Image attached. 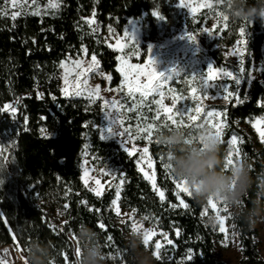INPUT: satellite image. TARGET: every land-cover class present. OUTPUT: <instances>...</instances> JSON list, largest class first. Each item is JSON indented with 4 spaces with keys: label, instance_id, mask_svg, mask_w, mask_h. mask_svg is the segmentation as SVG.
<instances>
[{
    "label": "trees",
    "instance_id": "1",
    "mask_svg": "<svg viewBox=\"0 0 264 264\" xmlns=\"http://www.w3.org/2000/svg\"><path fill=\"white\" fill-rule=\"evenodd\" d=\"M177 4L178 0H61L59 8L46 15L12 19L0 12V132L7 123L15 127L13 145L0 152V224L6 223L25 256L26 244L40 239L51 245L49 264H74L75 249L68 234L76 237L78 226L87 224L100 234L107 264H129L124 235L131 229L122 226L111 209L116 197L114 188L97 196L82 182V155L87 145L94 165L113 167L124 174L121 208L135 209L146 225H155L172 241L163 248L161 260L152 257L154 264H225L216 251V243L223 236L205 215L208 203L205 206L192 195L181 193L178 197L176 184L164 167V146L158 142L157 133L175 126L160 112L157 96L145 99L123 93L119 116L138 143L148 142L164 200L138 170L135 156L116 141L100 138L101 103L66 98L60 92V63L83 53L88 58L95 55L110 75L109 87L118 88L119 53L106 44V29L111 27L121 34L131 20L144 17L147 42L171 37L182 25ZM153 10L159 11L161 26ZM257 20L229 19L230 35L225 45H234L243 27L248 53L261 70L249 84L244 81L236 87L230 83V91L239 100L232 98L218 107L224 120L221 156L225 159L229 140L236 135L240 160H247L250 166L249 187L231 215L240 245L238 264H264L259 232L254 227L256 216L250 214L259 207L264 191V142L249 123L264 116V33ZM142 49L139 63L144 62L146 45ZM212 56L217 65H223L217 52ZM16 100L18 114L12 120L3 109ZM182 119L181 127L192 129V124ZM148 124L155 125L150 140L145 138ZM192 136L196 138L195 133ZM60 219L65 220L62 227L56 225ZM100 223L104 229L98 226ZM0 238L7 242L2 227ZM141 249L151 253L152 245L147 247L143 242Z\"/></svg>",
    "mask_w": 264,
    "mask_h": 264
},
{
    "label": "rangeland",
    "instance_id": "2",
    "mask_svg": "<svg viewBox=\"0 0 264 264\" xmlns=\"http://www.w3.org/2000/svg\"><path fill=\"white\" fill-rule=\"evenodd\" d=\"M185 2L190 3L191 8H195V11H192L187 7H181L178 0L177 7L182 16V25L171 37H166L155 42H147L145 38L148 25L146 24L144 17L137 20H131L125 28V30L134 35L136 41H133L130 35L126 36L125 30L120 34L111 27L106 29V44L112 50L117 51L121 58L118 60L117 65V70L121 75V82L118 88L109 87L110 75L101 68L100 62L97 58L96 63L93 65L92 57L88 58L85 53H83L80 57L69 58L60 63L59 85L62 96L66 98H83L90 102L99 101L103 108L101 122L98 126L100 138L105 141H116L123 150L126 148H132L133 145H135V150L132 152L131 156H135L138 170L143 176L144 173L140 170L141 168H144L149 174L154 173L155 181L156 169L150 151H148L147 155L151 157L153 167L151 169L148 168L146 160H141L143 149L145 147L149 149L148 142L146 144L138 143L129 128L124 126L119 116L123 93L128 94V90L127 84L124 82V75L120 72L118 66L125 60L130 64L145 66L141 69V73L143 74L139 76L141 84L148 83L147 73L153 71V69L165 73V75L168 76V79L162 77L156 78L160 84L159 88L154 91H148L144 96H141L138 92L134 93L132 96H141L145 99L157 96L156 101L160 100L163 104L170 107L173 105V96L183 97V99H180L173 108V112L175 113L177 109L183 108L192 109L189 115L197 116V119L191 122L192 125L206 124L211 127V125L207 123V113L215 110L219 115L213 120V123H219L221 125V133L224 120L223 113L218 107L225 106L232 98H235L237 101L239 100L238 96L230 91L229 84L232 83L236 87H239L244 81L249 84L259 77L261 70L260 64L252 61L248 53V36L246 33L241 36L239 30V38L236 43L232 46L225 45V42L228 40V35H230V22L228 16L224 14V0H185ZM60 3L61 0H23V3L21 4L18 0L17 6L13 7L11 0H8L7 3L6 0H0V10L6 11L8 13L7 15L10 17L12 11L20 13L17 17L31 14L46 15L57 10ZM207 3L211 4V8L197 7L198 4ZM51 4H58V7H52ZM155 17L158 18V23L161 26V20L158 16ZM257 21L260 30L264 33V22L259 18ZM186 33L193 34L196 37V40L192 41L188 39ZM225 34H227V37ZM238 41H240L239 45L237 44ZM144 45H146L145 59L143 63H139L138 61L143 54L142 46ZM149 46H151L150 52ZM214 52H217V54L222 57V66L217 65L215 62L212 56V53ZM148 53L154 61V64L151 66H146ZM262 53L264 57V45ZM77 61L80 62L79 65L76 64ZM210 64L215 68L233 72L234 77L239 78V83H237L236 79L232 77L219 75L215 80L209 81L211 86L203 88L201 78L207 76L208 66ZM89 65L93 66L90 68ZM173 69L175 70L172 71ZM192 75H195V78H193ZM177 84L182 85L181 89L177 88ZM97 88L99 89L98 94L89 92V89ZM192 89H196V92L193 93ZM184 90H186V94H184ZM205 91L208 95H204ZM193 95L198 96L199 100L193 99ZM17 104L18 100L6 104L9 105L10 108L7 111L4 110V112L10 115L12 120H14L18 114ZM197 104L200 105L201 109L199 113L195 111ZM158 107L160 112L166 116L163 109H160L159 105ZM12 109H15V111L13 112ZM174 117L180 116L175 115ZM181 118H186L188 121L187 115ZM113 121H115V123H113ZM249 123L257 133L259 139L264 142L257 131V128L264 129V116L256 118ZM110 126L112 132L117 133V135L108 133L107 129ZM125 130V135H119V133L124 132ZM14 133V123H7L4 126L3 132H0L1 153H4L8 146L13 145ZM233 147H238V143ZM237 159L240 160V156ZM92 160L93 158L90 156L88 146L86 145L81 163L82 177L87 178L88 181L85 183V180L82 179L84 186L95 195L97 194L93 189L98 188L100 195L97 196H101L110 188H114L116 194L117 188H119L120 195L117 203L120 208V214L118 215L115 212L112 204L111 209L118 216L120 224L122 226L128 225L131 231H133L132 223L136 222L139 225V228L136 231L141 233L142 238L145 230L151 229L155 232V235L151 236L146 245L147 247L152 245V252H145L149 257V264H154L152 257L161 260L163 248L172 244L167 242L169 240L168 235L159 230L153 224L146 225L145 219L140 217L136 211L123 210L120 206V199L125 183L124 174L120 173L113 167L94 165ZM137 161H140V163L138 164ZM97 180L100 181L99 185L96 183ZM147 181L153 188L152 182L149 180ZM154 190H156L157 194L158 190H162L158 187L157 182ZM181 193L187 194L182 191L179 194ZM259 207H264V191L260 194ZM218 208L220 209L219 214L224 217V222L223 230L221 229L218 220L214 226L212 225L217 229L218 233L223 236V238L216 243L217 255L225 264H238L240 258V245L236 230L231 224V215L235 211V208H229L222 202H218ZM210 213H215L216 215V212L210 205H208L205 210V215L208 216ZM64 224L65 220L60 219L57 221L56 225L62 227ZM0 227L4 228L7 238L6 243H3L0 238V259L4 261V264H25L26 256L15 236L10 232L6 223L0 224ZM254 227L259 232V248L261 256L264 259V213L256 216ZM164 234L167 236L166 239ZM68 237L74 246L76 256V248L79 247L78 240L70 233L68 234ZM158 240L161 243V247L156 249V241ZM5 248L8 249L7 252L9 253L4 254L2 252ZM154 253H158V255Z\"/></svg>",
    "mask_w": 264,
    "mask_h": 264
},
{
    "label": "clouds",
    "instance_id": "3",
    "mask_svg": "<svg viewBox=\"0 0 264 264\" xmlns=\"http://www.w3.org/2000/svg\"><path fill=\"white\" fill-rule=\"evenodd\" d=\"M224 14L230 21L253 20L264 22V0H224ZM195 133V141L189 143L190 135ZM158 142L164 146L166 163L170 164L172 174L185 180L193 198L207 206L209 198L222 202L229 208H238L242 196L250 184V166L247 160H237L226 171L221 156L220 139L206 124H199L188 130L183 127H170L157 133ZM264 207L251 210L250 214L259 216ZM210 225L217 223L215 213L207 217ZM76 238L79 241V254L74 264H107L106 253L102 247L100 234L87 224L78 226ZM126 255L129 264H149V257L141 249L143 238L138 231L125 233ZM25 264H49L53 256L51 245L32 239L26 244Z\"/></svg>",
    "mask_w": 264,
    "mask_h": 264
},
{
    "label": "snow or ice",
    "instance_id": "4",
    "mask_svg": "<svg viewBox=\"0 0 264 264\" xmlns=\"http://www.w3.org/2000/svg\"><path fill=\"white\" fill-rule=\"evenodd\" d=\"M7 2H8V0H6V3ZM19 2L22 4L23 0H19ZM11 4H12L13 7H16L17 4H18V0H11ZM179 4H180L181 7H184V8L187 7V8H190L192 11H195V8H191V4L190 3H186L185 0H179ZM51 6L52 7H58V4H51ZM197 7H209V8H211V4L210 3L198 4ZM0 12H2L5 15L8 14L4 10H0ZM19 14L20 13L17 12V11H12L10 15H11L12 19H15ZM153 15L160 17V13H159L158 10H153ZM161 18H163V17H161ZM225 19H226V17H225ZM244 33H245V29L243 27H241L240 28L241 36H243ZM125 35L126 36L130 35L132 40L136 41L134 35L132 33H129L127 30H125ZM186 35H187L188 39H190L192 41L196 40V37L193 34L186 33ZM237 44L239 45L240 41H238ZM150 49H151V46H149V52H150ZM117 59L120 60L121 58L117 57ZM92 62H93V65L96 63L95 55L92 56ZM76 64L79 65L80 62L77 61ZM152 64H154V61H153L152 57L150 56V54L148 53V61H147L146 66H151ZM93 65H89V67L91 68ZM118 67H119L120 72L124 75V82L127 84V90H128V94L129 95H133L134 93L138 92V93H140L141 96H144V95H146L148 93V91H150V90L154 91L157 88H159L160 84H159V81L156 80L157 77H162L164 79H168V76L165 75V73L158 72L155 69H153V71L147 73L148 83L147 84H141V82L139 80V76L141 74H143V73H141V69H142V67H145V66L138 65V64H130L128 61L125 60ZM174 70L175 69H173L172 71H174ZM219 75H226L228 77H232V78L236 79L237 83H239V78L238 77H234L233 72L224 71L223 69H220V68H215V67H213V65L210 64L208 66L207 76L201 78L203 88H207V87L211 86L209 84V81L215 80ZM192 77L195 78V75H192ZM109 79H110V77H109ZM154 81H155V83H154ZM89 92H91L93 94H98L99 93V89L98 88L97 89H89ZM192 92L195 93L196 89H192ZM77 94H79V93H77ZM204 95H208V93L205 91ZM180 99H183V97L173 96V105L171 107L168 106V105L163 104L162 101H160V100L156 101V103L160 106V109H163L164 113L166 114V121H170L171 125H173L175 127H181V126L184 125V120L182 118L180 120L174 119L175 115H179L180 117H183V116L187 115L190 125H191L192 121H195L197 119V116L189 115V113L192 111V109H190V108L177 109V111L175 113L173 112V108L176 106V104L178 103V101ZM193 99L199 100V97L196 96V95H193ZM9 108H10L9 105H5L3 110L7 111ZM200 110H201L200 109V105L197 104V107H196L195 111L197 113H199ZM12 111L14 112L15 109H12ZM156 115L157 116L160 115L159 110L157 111ZM218 115H219V113H217L215 110L209 111L207 113V123L209 125H211L212 129H215L214 130L215 135L220 139L221 134H222L221 133V125L219 123H213V120ZM113 123H115V121H113ZM191 126L195 127V126H198V125H191ZM154 129H155V125L154 124H148L146 126V131H147V136L145 137L146 139L150 140ZM107 131L110 134L117 135V133H113L112 132L111 126L107 129ZM257 131L259 132V135H260L261 139L264 140V129L257 128ZM125 134H126V130L124 132L119 133V135H121V136H123ZM194 139H195V137L190 135V138H189L188 142L191 143V142H193ZM237 139H238L237 136L233 135L231 137L230 141H229L230 148H229V151L227 152V155H226V157L224 159V169L225 170H228L231 167H233L235 165L236 161L238 160L237 158L241 155L240 149L238 147H233L234 145H236ZM122 143H123V141H122ZM125 150L129 153V155H131L132 152L135 150V145H133L132 148H126ZM148 151H149V149L147 147H145L143 149L141 160H146L147 167L151 169L153 167V162H152L151 157L147 155ZM137 163L139 164L140 161H137ZM164 167L169 170V174L172 176V178H173V180H174V182L176 184V188L178 190L177 191V196L179 197V193L181 191L184 192V193H187L188 195H192V192L189 189V187L187 185V182L185 180L177 179L172 174L170 164L165 163ZM140 170L144 173L145 178L152 182L153 188L155 189L156 188V181H155V178H154V173L153 174H149L147 171L144 170V168H141ZM82 179L85 180V183L88 182L87 178L82 177ZM0 182H2V181H0ZM96 183L99 185L100 181L97 180ZM93 191L97 195H100V191H99L98 188H94ZM158 194H159L160 199L163 200L164 199V191L163 190H158ZM119 195H120L119 188H117L116 199H113L111 201V204L114 207V210H115V212L118 215L120 214V208H119L118 203H117V201L119 199ZM180 203L184 207L188 206L187 204L184 203L183 200H180ZM208 205H210L211 208L216 212L217 220L219 221V223L221 225V229L223 230L224 217L219 214L220 213V209L218 208V202L216 200L212 199V198H209ZM225 206H227V205H225ZM65 207H67V205H65ZM97 211H99V210H97ZM225 211H226V207H225ZM133 212H135V209H133ZM98 226L101 229L105 228V225L103 223H100ZM138 228H139V225L136 222H133L132 223V229L134 231H136ZM153 235H155V232L152 231L151 229H148V230L144 231L143 242H144L145 245L148 244L151 236H153ZM164 235H165V239H166L167 236H166V234H164ZM167 242L169 244L172 243L171 240H168ZM160 247H161V243L158 240V241H156V249H159ZM4 251L7 252V249H4ZM189 251H191V250H189ZM78 254H79V247L76 248V255H78ZM154 254L158 255V253H154ZM67 259H68V257L65 256V260L66 261H67ZM0 264H4V261L2 259H0Z\"/></svg>",
    "mask_w": 264,
    "mask_h": 264
},
{
    "label": "bare ground",
    "instance_id": "5",
    "mask_svg": "<svg viewBox=\"0 0 264 264\" xmlns=\"http://www.w3.org/2000/svg\"><path fill=\"white\" fill-rule=\"evenodd\" d=\"M5 249H7V248H5ZM7 251H8V249H7ZM2 252H3L4 254H5V253H6V254L9 253V252H5L4 249L2 250Z\"/></svg>",
    "mask_w": 264,
    "mask_h": 264
}]
</instances>
